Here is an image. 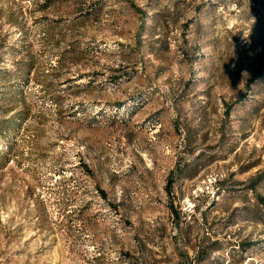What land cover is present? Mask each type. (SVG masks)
Segmentation results:
<instances>
[{
  "label": "rangeland",
  "instance_id": "obj_1",
  "mask_svg": "<svg viewBox=\"0 0 264 264\" xmlns=\"http://www.w3.org/2000/svg\"><path fill=\"white\" fill-rule=\"evenodd\" d=\"M263 60L264 0H0V264H264Z\"/></svg>",
  "mask_w": 264,
  "mask_h": 264
},
{
  "label": "trees",
  "instance_id": "obj_2",
  "mask_svg": "<svg viewBox=\"0 0 264 264\" xmlns=\"http://www.w3.org/2000/svg\"><path fill=\"white\" fill-rule=\"evenodd\" d=\"M0 72H3V71H0ZM264 72V60L262 62H260L254 72V74L248 79L247 81V87H250V85L252 83H254L259 77H261V75L263 74ZM15 108L13 110H16L17 109V106H14ZM174 172L171 173V175H173ZM260 181H264V176H261V178H258ZM260 182L256 183V185H259ZM173 185V181L170 180L168 181V185H167V189H168V192L171 193V187ZM260 206L262 207L264 205V198H260ZM173 209V208H172ZM173 211V210H172ZM250 244H247L244 248H247L249 247ZM200 251L198 250L197 254H199Z\"/></svg>",
  "mask_w": 264,
  "mask_h": 264
}]
</instances>
